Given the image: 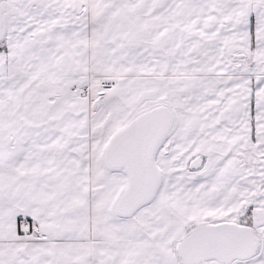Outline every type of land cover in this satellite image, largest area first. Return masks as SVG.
I'll use <instances>...</instances> for the list:
<instances>
[{"label":"snow or ice","instance_id":"snow-or-ice-1","mask_svg":"<svg viewBox=\"0 0 264 264\" xmlns=\"http://www.w3.org/2000/svg\"><path fill=\"white\" fill-rule=\"evenodd\" d=\"M0 264H264V0H0Z\"/></svg>","mask_w":264,"mask_h":264}]
</instances>
